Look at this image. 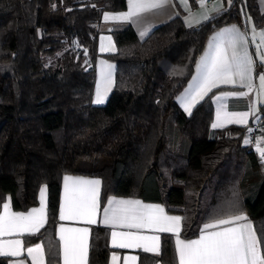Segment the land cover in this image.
<instances>
[{
	"label": "trees",
	"instance_id": "16d2710c",
	"mask_svg": "<svg viewBox=\"0 0 264 264\" xmlns=\"http://www.w3.org/2000/svg\"><path fill=\"white\" fill-rule=\"evenodd\" d=\"M124 9L125 0H0V206L10 195L14 209L26 210L46 184L47 221L24 237L42 242L46 264H59L64 173L100 177L101 205L109 195L163 204L181 214L184 238L240 211L264 233V160L246 143L249 126L231 124L210 138L214 91L190 114L175 99L208 33L230 22L264 26L256 0H231L192 27L176 16L143 40L130 23H113L115 49L99 53L102 13ZM100 54L115 64V76L107 101L95 105ZM110 251L108 229L92 226L89 263L107 264ZM141 257L176 264L172 235L162 234L159 254Z\"/></svg>",
	"mask_w": 264,
	"mask_h": 264
},
{
	"label": "crops",
	"instance_id": "0c3cea01",
	"mask_svg": "<svg viewBox=\"0 0 264 264\" xmlns=\"http://www.w3.org/2000/svg\"><path fill=\"white\" fill-rule=\"evenodd\" d=\"M146 2H151V0H146ZM258 9L260 13H264V0H256ZM195 5L192 6L191 0H168V2L161 8H153L139 13L137 16L132 17L129 20H108L102 21V16L99 24V33L97 36V49L99 53L111 52L115 49L114 40L109 33L108 29L113 23L116 22H128L133 27L138 39H145L149 33L154 30L159 25L173 19L176 16H180L183 24L186 27L196 26L209 18L225 11L228 8L229 2L226 0H212L210 4L204 3L203 0H195ZM219 10V11H217ZM130 11L129 0H125V9L121 11H104V12H117L127 13ZM103 12V13H104ZM102 13V14H103ZM208 16V19H204ZM191 24V26H189ZM232 26H236L239 30L245 34V39L243 41H237L235 47L231 43L232 33L229 31ZM253 29L256 33L264 30V26L255 28L252 24L246 28L240 22H230L224 24L207 34L201 52L196 57L192 74L182 90L176 95L175 99L178 106L185 114H190L197 103H199L203 98H205L211 91H214L211 96L212 102V120L209 126L208 136L212 138L215 131L224 128L228 125H240V126H250V123L259 119L261 115V108L264 107V89L261 88L260 75H264V62H262L261 57L264 56V44H261V40L258 35H254ZM144 33V35H141ZM224 51L226 56L231 59L233 51L239 55H243L245 51L248 52L249 56L253 59L254 70L250 74H245L244 78L241 80L239 76H232V80L235 83H225L220 80L216 81V86L211 87L210 91L203 96L202 99L197 97V102L192 105V97L196 96V84L202 78L203 65H210L213 56L216 53L217 46ZM104 49L103 51L101 49ZM198 65L201 67L198 69ZM111 66V67H109ZM110 74V80H109ZM115 76V64L109 59L105 58L101 54L97 56L95 60V83L92 95V103L95 105L104 104L110 91L114 84ZM99 90L102 96H105V102L102 104H97L96 100L97 91ZM235 93L236 95H232ZM239 93H245L241 96ZM187 96V100L185 97ZM186 105H192L190 111H186ZM231 113H248L247 123L241 124L236 122H230L234 120L231 117ZM219 114V121H218ZM219 122L220 127L213 128V123ZM258 152V151H257ZM260 155V153L258 152ZM69 176L73 178H84L88 180H100L98 176L85 175V174H75V173H64L61 176L60 181V194H59V204H58V215L57 223L55 225V235L58 239L59 245V264H64L63 261V241L61 237V228L64 229H74L78 230L75 232H64L65 237H75L78 243L84 240L83 230L87 229L86 243H87V264L89 254V244H90V233L91 227L94 225H100L108 229V245L111 251L108 256L107 264H149L148 259L141 257L144 255H157L152 252H145L143 247H138L136 245H151L152 241L139 239L140 237H159V247L161 250V236L162 234H171L173 238L174 252L176 258V264H179V255L177 252V239L182 241H191L200 239L201 235H205L210 232L221 231L224 228L234 227L235 224H217L219 220H229L235 215L245 214L248 220L255 226L253 221L249 218L247 212L240 211L236 213H231L228 215L217 216L213 219L204 222L197 235L190 238H184L181 236L182 228V216L178 213H171L166 211L165 207L161 203L146 202L138 197L133 196H118L109 195L105 199L104 203L100 204V194L101 185L99 187V195L97 201V208L94 213L90 211L91 205V193L87 190H81L73 193L71 182L69 184V198L66 199L65 192V180L64 177ZM44 189L43 197L41 196V190ZM115 198L116 200H138L144 206H149L145 208V220L144 226L142 227H129L127 224L122 223H105L104 210L109 208V200ZM47 199L48 191L46 184H41L37 192V203L26 210H16L12 207V201L10 195H6L4 201L0 206V217L5 216L4 205L8 204L7 215L9 218L14 217L15 214L24 213L27 214L33 209L38 210L34 213V219H42V226L38 230L32 229H16L13 231H0V248L4 251H9L6 245L9 242L21 241V254L19 256H6L0 255L2 258H6L7 264H15L17 261H22L23 264H41L40 257L34 261L32 256L36 255L33 253L29 255L28 249H35L39 246L43 252L42 264H46L44 246L42 242H35L32 244H25L24 237L27 235H32L37 233L47 221ZM157 206L163 209V213L156 210ZM43 209V211H39ZM66 217L61 219V212ZM164 216L181 217L179 225V234L175 232L161 231V227L168 226V221L163 220ZM156 218L150 220L149 218ZM89 219L95 221V223H89ZM20 224H26L27 221H20ZM240 223H243L241 221ZM207 224H217L216 227L205 229ZM115 232L117 235L115 237V242L112 233ZM258 235V233H257ZM260 236V235H258ZM126 244L132 245L129 247H120L119 245ZM160 253V251H159ZM261 254L264 255V240L261 241ZM115 257V259H113ZM154 264H165L160 261L154 262Z\"/></svg>",
	"mask_w": 264,
	"mask_h": 264
},
{
	"label": "snow or ice",
	"instance_id": "6c2138e0",
	"mask_svg": "<svg viewBox=\"0 0 264 264\" xmlns=\"http://www.w3.org/2000/svg\"><path fill=\"white\" fill-rule=\"evenodd\" d=\"M168 0H151V2H146V0H129L130 11L127 13H120L116 15L106 14L104 19L108 20H129L134 16H137L139 13L153 8L163 7ZM231 3V0H229ZM219 11V10H217ZM208 16H205L204 19H208ZM191 26V24L189 25ZM232 33L231 43L233 47L237 41H243L245 39V34L242 33L239 28L232 26L229 30ZM254 35H258L261 44H264V30H261L259 33L255 32L253 29ZM144 35V33H141ZM104 50L103 48L101 49ZM262 62H264V56L261 57ZM111 67V66H109ZM201 66L198 65V69ZM254 70L253 59L249 56L248 52L245 51L243 55L237 54L233 51L231 59H229L224 51L217 46L215 55L213 56L210 65H203V72L201 80L196 84V96L192 97V105L197 102V97L200 99L207 94V91L211 90V87L216 86V81L220 80L225 83H235L232 80V76H239L241 80L244 78L245 74H250ZM110 80V74H109ZM261 88L264 89V75L260 76ZM232 95H236L233 93ZM243 96L245 93H239ZM105 96H102L97 91L96 100L94 101L97 104H102L105 102ZM187 100V96L185 97ZM192 105H186L185 110L190 111ZM231 117H234V120L230 122H236L245 124L247 123L248 113H231ZM219 121V114H218ZM219 122L213 123L212 127H220ZM249 141H246V143ZM261 143L264 141L257 142V151L260 153L261 159L264 160V147H261ZM65 180V192L66 199L69 198V184L71 182L73 193L81 190H87L91 193V205L90 211L95 212L97 208V201L99 195V187L101 181L88 180L84 178H73L69 176L64 177ZM44 189L41 190V196L43 197ZM109 208L104 210L105 214V223H122L127 224L129 227H142L144 226L145 220V208L149 206H144L138 200H116L112 198L109 200ZM5 216L0 217V231H13L16 229H27V230H38L42 226V219H34V213L38 210L33 209L31 212L24 214L18 213L14 217L9 218L7 215L8 204L4 205ZM157 211L163 213V209L157 206ZM39 211H43L40 209ZM66 217L61 212V219ZM150 220L156 218H149ZM163 220L168 221V226L161 227V231L175 232L178 236L179 234V225L181 217L173 216L168 217L164 216ZM20 221H27L26 224H20ZM243 221V223H240ZM89 223H95L94 220L89 219ZM217 224H235L234 227L224 228L221 231L210 232L205 235H201L198 240L191 241H182L177 239V252L179 255V264H264V255L261 254V241L264 240V233L260 236L257 235V232L254 230L253 225L248 220V217L245 214H239L233 216L229 220H219ZM217 224H207L205 229L216 227ZM75 232L78 230L74 229H64L61 228V237L63 241V261L64 264H87V229L83 230L84 240L81 243L77 242L75 237H65L64 232ZM114 242L116 233H112ZM139 239L151 240V245H136L138 247H143L145 252H152L159 254V237H140ZM21 241L9 242L6 247L10 249L9 251H4L0 248V255L6 256H19L21 254ZM120 247H129L132 245L121 244ZM29 255L35 253L32 258L35 261L37 257H40L41 264L43 261V252L42 249L37 246V248L28 249ZM115 259V257H113ZM15 264H23L22 261H17Z\"/></svg>",
	"mask_w": 264,
	"mask_h": 264
},
{
	"label": "built area",
	"instance_id": "2783aa9c",
	"mask_svg": "<svg viewBox=\"0 0 264 264\" xmlns=\"http://www.w3.org/2000/svg\"><path fill=\"white\" fill-rule=\"evenodd\" d=\"M204 3L210 4L212 0H203ZM248 139L252 148L257 150V142L264 141V120L253 121L249 126ZM261 147H264V143H261Z\"/></svg>",
	"mask_w": 264,
	"mask_h": 264
},
{
	"label": "rangeland",
	"instance_id": "374dc122",
	"mask_svg": "<svg viewBox=\"0 0 264 264\" xmlns=\"http://www.w3.org/2000/svg\"><path fill=\"white\" fill-rule=\"evenodd\" d=\"M106 14L116 15V14H118V13H117V12H104V13L102 14V21H103V22L105 21L104 17H105ZM260 76H261V75H260Z\"/></svg>",
	"mask_w": 264,
	"mask_h": 264
}]
</instances>
